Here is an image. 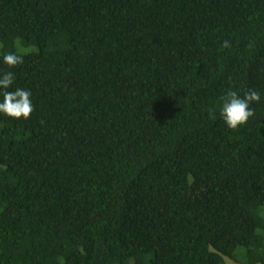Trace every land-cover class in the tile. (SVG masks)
<instances>
[{"label":"trees","instance_id":"obj_1","mask_svg":"<svg viewBox=\"0 0 264 264\" xmlns=\"http://www.w3.org/2000/svg\"><path fill=\"white\" fill-rule=\"evenodd\" d=\"M7 71L0 264H264V0H0Z\"/></svg>","mask_w":264,"mask_h":264},{"label":"clouds","instance_id":"obj_2","mask_svg":"<svg viewBox=\"0 0 264 264\" xmlns=\"http://www.w3.org/2000/svg\"><path fill=\"white\" fill-rule=\"evenodd\" d=\"M3 63L9 68H15L24 63L22 55L15 53H6L3 56ZM14 74L11 71L4 72L0 75V95L3 99L0 102V113L13 119H30L31 114L35 111L32 102V93L23 88H16L13 91ZM261 101V94L255 89L240 91L229 89L220 97L219 117L224 121L228 128L238 130L241 126L248 124L249 120L254 117L255 109L252 104ZM211 119L215 120L216 110L209 111Z\"/></svg>","mask_w":264,"mask_h":264},{"label":"rangeland","instance_id":"obj_3","mask_svg":"<svg viewBox=\"0 0 264 264\" xmlns=\"http://www.w3.org/2000/svg\"><path fill=\"white\" fill-rule=\"evenodd\" d=\"M31 50H25V51L27 52V51H31ZM227 264H239V263H237V262H235V261H233L231 259H227Z\"/></svg>","mask_w":264,"mask_h":264}]
</instances>
